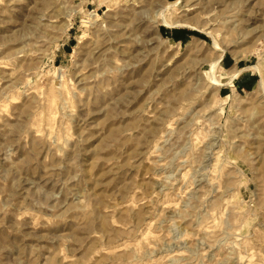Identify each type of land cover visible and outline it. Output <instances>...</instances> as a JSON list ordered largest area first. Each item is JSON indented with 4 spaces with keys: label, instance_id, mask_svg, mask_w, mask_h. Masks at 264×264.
Segmentation results:
<instances>
[{
    "label": "rangeland",
    "instance_id": "rangeland-1",
    "mask_svg": "<svg viewBox=\"0 0 264 264\" xmlns=\"http://www.w3.org/2000/svg\"><path fill=\"white\" fill-rule=\"evenodd\" d=\"M223 1L0 0V264H264V0Z\"/></svg>",
    "mask_w": 264,
    "mask_h": 264
},
{
    "label": "crops",
    "instance_id": "crops-1",
    "mask_svg": "<svg viewBox=\"0 0 264 264\" xmlns=\"http://www.w3.org/2000/svg\"><path fill=\"white\" fill-rule=\"evenodd\" d=\"M175 33L177 39L185 38V35L182 30H177ZM219 62L221 64V67L224 69L228 68L236 72L244 70V68L238 70V62L232 56H226L224 58H221ZM254 79L255 77L252 74H243L239 76V78L234 79L233 84H236L238 87L250 88L252 83L254 82Z\"/></svg>",
    "mask_w": 264,
    "mask_h": 264
},
{
    "label": "bare ground",
    "instance_id": "bare-ground-1",
    "mask_svg": "<svg viewBox=\"0 0 264 264\" xmlns=\"http://www.w3.org/2000/svg\"><path fill=\"white\" fill-rule=\"evenodd\" d=\"M224 1H225V0H224ZM224 1H223V2H224ZM214 44L217 45L216 43H214ZM218 59H219V58H218Z\"/></svg>",
    "mask_w": 264,
    "mask_h": 264
}]
</instances>
